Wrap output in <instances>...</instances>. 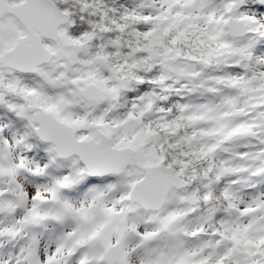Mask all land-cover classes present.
I'll list each match as a JSON object with an SVG mask.
<instances>
[{"label": "snow or ice", "instance_id": "obj_1", "mask_svg": "<svg viewBox=\"0 0 264 264\" xmlns=\"http://www.w3.org/2000/svg\"><path fill=\"white\" fill-rule=\"evenodd\" d=\"M0 264H264V0H0Z\"/></svg>", "mask_w": 264, "mask_h": 264}]
</instances>
